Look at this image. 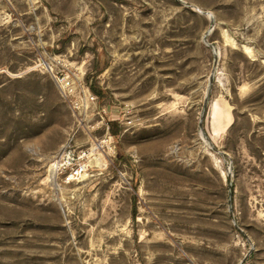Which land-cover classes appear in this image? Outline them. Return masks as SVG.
<instances>
[{
	"label": "rangeland",
	"instance_id": "rangeland-1",
	"mask_svg": "<svg viewBox=\"0 0 264 264\" xmlns=\"http://www.w3.org/2000/svg\"><path fill=\"white\" fill-rule=\"evenodd\" d=\"M0 264H264V0H0Z\"/></svg>",
	"mask_w": 264,
	"mask_h": 264
},
{
	"label": "built area",
	"instance_id": "built-area-1",
	"mask_svg": "<svg viewBox=\"0 0 264 264\" xmlns=\"http://www.w3.org/2000/svg\"><path fill=\"white\" fill-rule=\"evenodd\" d=\"M61 84H64V91L68 92L69 89H72L74 93L77 91L75 88L73 80H66V78L59 79L58 76H55ZM69 78V77H68ZM79 92V91H78ZM85 102L87 104H96L97 96L93 95L90 91L89 86L82 88ZM81 94V93H80ZM98 115L102 120L101 123H104V120L109 115V110L102 107L98 111ZM124 120H119L122 126H128L132 123V120L124 116ZM129 121V122H128ZM105 129L108 136V142L112 143L113 137L110 135V125L105 123ZM92 153L89 152V149L77 148L71 144L65 145L60 152L54 157L53 162L50 164V172L48 171V176L50 181L58 186H68L74 183L79 182L83 175L88 171V164L90 162V156Z\"/></svg>",
	"mask_w": 264,
	"mask_h": 264
},
{
	"label": "bare ground",
	"instance_id": "bare-ground-1",
	"mask_svg": "<svg viewBox=\"0 0 264 264\" xmlns=\"http://www.w3.org/2000/svg\"><path fill=\"white\" fill-rule=\"evenodd\" d=\"M228 103H226V106H228L227 105ZM219 108V107H218ZM232 108L231 107H229L228 106V110L230 111ZM218 110H220V109H218ZM212 113V112H211ZM216 113V115L214 116V118L212 119V117H211V119L213 120V121H215L218 125H219V123H220V121H219V119H220V115H218V113L217 112H215ZM231 120H232V118H231V116L229 117V123L228 124H230L231 123ZM220 135V133H219V131L217 132V131H214V133H212V135H211V140H212V142L214 143V144H216V142L218 141V139H219V136Z\"/></svg>",
	"mask_w": 264,
	"mask_h": 264
},
{
	"label": "trees",
	"instance_id": "trees-1",
	"mask_svg": "<svg viewBox=\"0 0 264 264\" xmlns=\"http://www.w3.org/2000/svg\"><path fill=\"white\" fill-rule=\"evenodd\" d=\"M102 71H103V68H100V69L98 70L99 73H101ZM89 88H92V86H89ZM134 214H135V212H134Z\"/></svg>",
	"mask_w": 264,
	"mask_h": 264
}]
</instances>
